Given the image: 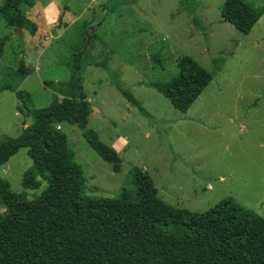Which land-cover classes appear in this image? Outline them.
<instances>
[{
	"label": "rangeland",
	"instance_id": "374dc122",
	"mask_svg": "<svg viewBox=\"0 0 264 264\" xmlns=\"http://www.w3.org/2000/svg\"><path fill=\"white\" fill-rule=\"evenodd\" d=\"M245 1L264 10V0ZM224 2L36 0L28 10L34 33L0 22V86L15 88L0 90V136H18L32 125L29 108L71 97L61 83L78 68L92 105L88 127L121 157L116 167L78 125L61 124L84 170L87 194L117 196L134 188L139 167L173 207L203 212L230 196L264 217V11L243 33L222 16ZM184 55L214 74L187 112L151 85L175 77ZM88 58L107 59L108 66L86 64ZM21 90L30 100L18 97ZM28 150L0 167V179L33 199L47 183L23 186L33 165Z\"/></svg>",
	"mask_w": 264,
	"mask_h": 264
},
{
	"label": "trees",
	"instance_id": "16d2710c",
	"mask_svg": "<svg viewBox=\"0 0 264 264\" xmlns=\"http://www.w3.org/2000/svg\"><path fill=\"white\" fill-rule=\"evenodd\" d=\"M35 2L2 0L0 22L34 33L37 23L28 10ZM263 11L245 0H225L221 13L249 33ZM85 62L108 66L107 59ZM178 67L175 77L151 85L187 112L214 74L190 55L182 56ZM20 71L30 73L24 63ZM61 85L73 95L29 108L35 118L32 125L18 136H0V167L27 147L33 165L23 175V186L38 189L47 183L41 194L28 199L0 179V264H264V217L233 197L203 212L176 208L159 198L151 176L139 167L134 188L123 189L117 196L87 194L84 170L59 126L78 125L91 147L116 167L121 157L88 127L92 105L81 69H75ZM118 86L140 105L130 91ZM1 89L15 91L10 85ZM17 95L30 100L28 92L17 91Z\"/></svg>",
	"mask_w": 264,
	"mask_h": 264
},
{
	"label": "crops",
	"instance_id": "0c3cea01",
	"mask_svg": "<svg viewBox=\"0 0 264 264\" xmlns=\"http://www.w3.org/2000/svg\"><path fill=\"white\" fill-rule=\"evenodd\" d=\"M45 12H46V16H47V18H48V12H49V11H47V10L45 9ZM48 19H49V18H48Z\"/></svg>",
	"mask_w": 264,
	"mask_h": 264
},
{
	"label": "water",
	"instance_id": "95a60500",
	"mask_svg": "<svg viewBox=\"0 0 264 264\" xmlns=\"http://www.w3.org/2000/svg\"><path fill=\"white\" fill-rule=\"evenodd\" d=\"M19 31H20V33L22 32V29L21 28H19Z\"/></svg>",
	"mask_w": 264,
	"mask_h": 264
},
{
	"label": "built area",
	"instance_id": "2783aa9c",
	"mask_svg": "<svg viewBox=\"0 0 264 264\" xmlns=\"http://www.w3.org/2000/svg\"><path fill=\"white\" fill-rule=\"evenodd\" d=\"M60 127V126H59Z\"/></svg>",
	"mask_w": 264,
	"mask_h": 264
}]
</instances>
